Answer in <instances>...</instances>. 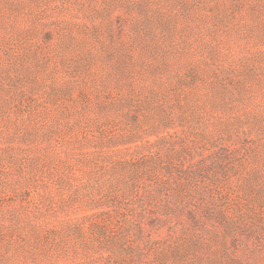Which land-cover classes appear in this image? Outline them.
Masks as SVG:
<instances>
[{"label":"rangeland","instance_id":"rangeland-1","mask_svg":"<svg viewBox=\"0 0 264 264\" xmlns=\"http://www.w3.org/2000/svg\"><path fill=\"white\" fill-rule=\"evenodd\" d=\"M0 264H264V0H0Z\"/></svg>","mask_w":264,"mask_h":264}]
</instances>
